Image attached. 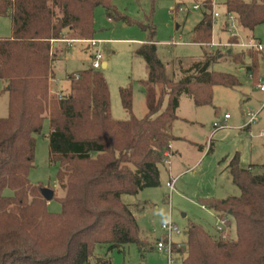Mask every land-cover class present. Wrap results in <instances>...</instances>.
Returning <instances> with one entry per match:
<instances>
[{"label": "trees", "instance_id": "trees-1", "mask_svg": "<svg viewBox=\"0 0 264 264\" xmlns=\"http://www.w3.org/2000/svg\"><path fill=\"white\" fill-rule=\"evenodd\" d=\"M112 1L52 0L57 14L49 0H0V16H10L13 25L12 36L0 38V80L7 84L9 98L8 116L0 117V264H90L100 245L112 250L137 243L143 249L138 222L122 195L160 185L159 165L174 140L170 127L182 95L201 106L211 102L214 86L238 85L233 75L211 70L220 52L205 53L179 80L168 79L151 27V39L136 51L148 66L145 118L113 119L106 80L92 67L70 75L68 93L50 95L52 42L94 39L96 6H104L110 18L121 17ZM151 1L154 5L158 0ZM226 9L244 29L264 26V0H226ZM212 28V17L205 13L194 32L204 33L209 43ZM258 67L259 58L247 68L255 80ZM157 84L162 85V95L154 91ZM163 94L169 96L164 110ZM121 97L131 114V90L122 88ZM47 117L51 160L59 164L64 191L59 214L48 210L45 187L29 180L35 134ZM228 168L240 196L208 205L217 212L230 211L237 239L223 240L216 230L210 234L192 223L178 251L183 264H264V166L254 173L234 156Z\"/></svg>", "mask_w": 264, "mask_h": 264}, {"label": "rangeland", "instance_id": "rangeland-1", "mask_svg": "<svg viewBox=\"0 0 264 264\" xmlns=\"http://www.w3.org/2000/svg\"><path fill=\"white\" fill-rule=\"evenodd\" d=\"M206 3L211 5L210 8ZM49 4L60 14L52 0ZM112 4L121 17L110 18L108 10L102 5L93 9V38L100 41L97 46L90 47L87 42L73 43L75 40L72 39L52 42L55 57L51 66L52 76L56 61L59 60V63L56 68L58 84L50 76V95L59 98L68 93L70 75L92 67L93 58L99 52L101 61H105L107 66L95 71L106 80L113 119L126 120L131 115L145 118L148 114L147 64L136 51L141 46L139 40L144 43L151 39V27L155 29L153 38L157 41L158 59L162 64L171 63V67L164 68L168 79L179 80L184 70L193 62L202 60L205 53L220 52L223 57L218 55L212 61L211 70L233 75L238 80L235 87L214 86L211 102L206 105L197 106L190 96H181L177 118L171 126L174 141H169V144L173 143L175 153L170 164L162 162L159 165L160 185L121 197L136 217L139 237L145 241V247L140 249L137 243H130L110 250L106 245H100L90 261V264H102L103 261L109 264H169L168 254L156 247L164 235L162 226L169 221L178 225L180 233L173 234L172 238L180 243L187 241L188 227L192 223L214 234L217 211L210 208L209 202L241 194L228 168L231 159L238 156L240 166L244 169L251 167L254 173L261 172L264 166V92L257 87L258 80L252 78L247 70L250 61L260 55L241 47H232L236 40L246 42L252 37L264 42V26L258 25L253 31L244 29L236 16L231 14L236 23L232 31L237 34L232 37L226 0H158L154 5L151 0H113ZM178 4L184 8L183 11L179 10ZM196 4L200 5L199 9L193 8ZM76 6L81 7L80 4ZM214 11L220 16L214 18ZM205 13L213 20L209 43L203 40L204 33H194ZM12 33L11 17L0 16V38L11 37ZM199 35H202L201 39ZM201 42L204 44H199ZM220 43L229 44L219 46ZM230 47L232 53L227 52L226 48ZM180 61L183 62L181 66L178 64ZM242 65L245 68L242 69ZM260 70L264 72L263 59L260 60ZM260 81L264 84V74ZM6 85L0 80V117H7L9 112ZM122 88H129L132 92L131 114L124 108ZM154 91L162 95V85H155ZM163 96L164 110L169 105V96ZM250 111L256 114L257 119L250 129H245L249 124ZM226 114L229 115L227 119ZM224 120L225 126L214 130V123ZM50 131L47 117L41 132L35 134L34 166L29 180L33 185L44 186L45 194L53 192L55 198L47 199V208L51 213L59 214L62 212L59 198L64 191L58 180L59 164L51 160ZM174 178L175 190L171 192L167 183ZM5 194L10 195L11 191L6 189ZM221 212L230 215L229 238L236 240L233 215L229 210ZM173 258V264H183V256L174 253Z\"/></svg>", "mask_w": 264, "mask_h": 264}, {"label": "built area", "instance_id": "built-area-1", "mask_svg": "<svg viewBox=\"0 0 264 264\" xmlns=\"http://www.w3.org/2000/svg\"><path fill=\"white\" fill-rule=\"evenodd\" d=\"M194 9H199L200 5L196 4L193 7ZM183 7H179V10L183 11ZM213 16L215 17H219L220 14L218 12H213ZM229 33L232 37H236L237 34L232 31V28H236V23H235V18L234 16H232L230 14L229 19ZM232 31V32H231ZM87 42L89 43V45L91 47H95L97 46L100 41L96 40V39H90L87 40ZM227 44H218L219 46H225L228 45ZM215 45V44H213ZM235 45H238L240 47H243L247 50H252L258 53H262L264 54V42L260 41V40H256L254 38L246 41V42H236ZM102 57L101 54L99 52L96 53V55L93 58V62H92V68L93 69H99L102 66V61H101ZM258 88L264 92V84L261 83V81L258 83ZM263 107H264V103H263ZM229 118V115H225V119ZM256 114L253 112H249V124L251 125L252 123L256 122ZM225 122H216L214 123V130H217L219 128H222L225 126ZM171 147L172 145L169 144V148L166 149L163 153V158H162V162L164 164H170L171 162V157H172V153H171ZM175 181L176 179L174 178L173 180L169 181L167 183L168 188L170 189L171 192H173L175 190ZM216 216V223H215V230L216 232L219 234V236L223 239V240H229V228H230V215L229 214H225L224 212H217L215 214ZM162 229L164 231V235L163 237L157 242L156 247L159 250H163L164 252H166L168 254V262L169 264H173L174 262V258H173V254L174 253H178V251H180V249H182L185 244L184 243H180V242H174L173 241V234L175 233H180V228L178 225H176L175 223H173L172 221H169L168 223L164 224L162 226ZM179 255L182 256V254L178 253Z\"/></svg>", "mask_w": 264, "mask_h": 264}, {"label": "crops", "instance_id": "crops-1", "mask_svg": "<svg viewBox=\"0 0 264 264\" xmlns=\"http://www.w3.org/2000/svg\"><path fill=\"white\" fill-rule=\"evenodd\" d=\"M181 4H178V7L180 6ZM182 7V6H181ZM225 23V22H224ZM195 33V32H194ZM195 35H196V33H195ZM201 37H202V35H199L198 36V38L199 39H201ZM253 38V37H252ZM204 39V38H203ZM140 42H139V45H142L143 44V42H142V40H139ZM75 42H87V40H75V41H73V43H75ZM236 42H239V41H237L236 40ZM236 42H234L232 45V47H238V48H240V46H236L235 45V43ZM88 43V42H87ZM145 43V42H144ZM156 43V51H157V41L155 42ZM199 44H204V43H199ZM223 44V43H222ZM55 45V44H54ZM90 46V45H89ZM91 47V46H90ZM227 49V52L229 53V51H230V53H232V49H231V47L230 48H226ZM241 49H245V48H243V47H241ZM249 52H253L252 50H248ZM259 55H260V57H259V67H258V81H257V85H258V83L260 82V80H261V78H262V75L264 74V72H262L261 70H260V60L261 59H263L264 60V54H262V53H259ZM221 57H223V54H220L219 55V58H221ZM203 59V58H202ZM59 61V60H58ZM58 61H56V63H55V69H54V73H53V76H52V79L55 81V83H57V77H56V68H57V64L59 63ZM200 61V60H199ZM195 62H197V61H195ZM194 63V62H193ZM192 63V64H193ZM251 63H252V60L250 61V65H251ZM164 64V67L165 68H169V67H171V63L170 62H165V63H163ZM178 64H179V66H181V65H183V62L182 61H180V62H178ZM245 65V64H244ZM244 65H242L243 67H242V69L243 68H245V66ZM107 66V63L105 62V61H103L102 62V67H106ZM190 67V66H189ZM249 66H247V68H248ZM241 69V70H242ZM147 75H148V66H147ZM174 76H175V72H174V74H173ZM174 78V77H173ZM170 79V78H169ZM58 84V83H57ZM258 87V86H257ZM5 93H7L6 91H5ZM8 94V93H7ZM180 99H181V97H180ZM179 106H180V104H179ZM179 108V107H178ZM227 115V114H226ZM223 122H226L225 120L223 121ZM222 122V123H223ZM172 126V125H171ZM245 129H250V125H248ZM170 133L172 134V132H171V127H170ZM173 135V134H172ZM174 141V140H173ZM172 141V142H173ZM172 145V147H171V153H172V156L174 155V153H175V150H174V148H173V143L171 144ZM144 190V189H143ZM142 191V190H141ZM202 207H204V206H202ZM160 240V239H159ZM184 244L186 243V242H183Z\"/></svg>", "mask_w": 264, "mask_h": 264}, {"label": "water", "instance_id": "water-1", "mask_svg": "<svg viewBox=\"0 0 264 264\" xmlns=\"http://www.w3.org/2000/svg\"><path fill=\"white\" fill-rule=\"evenodd\" d=\"M229 53H230V51H229ZM53 196H54L53 192H51V194H49V195L46 194L47 199H52Z\"/></svg>", "mask_w": 264, "mask_h": 264}]
</instances>
